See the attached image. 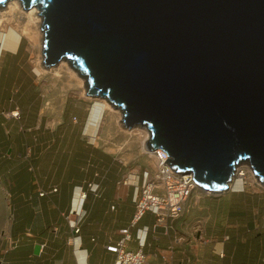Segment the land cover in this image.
Here are the masks:
<instances>
[{"label": "water", "instance_id": "obj_1", "mask_svg": "<svg viewBox=\"0 0 264 264\" xmlns=\"http://www.w3.org/2000/svg\"><path fill=\"white\" fill-rule=\"evenodd\" d=\"M21 1L44 65L68 62L172 169L223 192L247 164L264 184V0Z\"/></svg>", "mask_w": 264, "mask_h": 264}, {"label": "crops", "instance_id": "obj_2", "mask_svg": "<svg viewBox=\"0 0 264 264\" xmlns=\"http://www.w3.org/2000/svg\"><path fill=\"white\" fill-rule=\"evenodd\" d=\"M8 40L5 46L12 49L0 51V76L19 79L22 39L14 36ZM23 80L2 85L0 79V264H112L116 255L106 244L116 243L120 229L131 225L136 211L134 198L146 168L142 171L140 167L133 175L85 132L82 143L88 147L86 153H92V162L99 159L109 165H91L87 155L82 165H50L48 150L54 133L64 144L60 146L64 153L69 146L76 148L75 141L69 140L74 136L69 130L47 126L39 109L42 98L37 86ZM33 104L37 109L30 119ZM17 108L19 116H12L11 111ZM65 120L64 116L63 123ZM22 132L34 136L33 148L25 149L17 163V153L14 161L1 145L8 136ZM123 177L125 184L119 182ZM203 196L231 199L222 210L213 212L201 201ZM187 204L182 215L166 217L161 223L147 211L131 227V249H137L138 233L146 231L143 264H264V190L230 187L218 197H189ZM72 222L77 223L78 233ZM36 244L41 245L37 253Z\"/></svg>", "mask_w": 264, "mask_h": 264}, {"label": "rangeland", "instance_id": "obj_3", "mask_svg": "<svg viewBox=\"0 0 264 264\" xmlns=\"http://www.w3.org/2000/svg\"><path fill=\"white\" fill-rule=\"evenodd\" d=\"M6 4L7 2H5V5L3 7H0V14L1 10L4 9ZM23 10L28 9H24L23 7ZM6 17L7 16H0V51L5 52L7 48L12 49V47L5 46V43L9 42L8 39L16 36L17 40L18 37L22 39V49H20V52H22L23 57L20 61L22 69L21 74L19 75V79L17 77L15 78V75H11L12 77L10 79H8V76L4 78L3 75L0 76L2 82L1 84L3 85L6 81L12 84H20L23 77L24 82L27 81L35 84L37 86L38 93H40V97L42 98L39 109L41 108V113L47 120V126L53 129H56L58 126H61L63 124L64 116L68 107L72 106L81 111L82 109H86L92 101H102L101 103L105 105L103 118L97 124V126L91 125L92 128L89 129L90 131H86L85 135H92L95 145H97L100 149L109 152L118 161V163H120L121 165H125L129 172H133V175L136 176L138 174L140 167L142 168V171L145 168L153 171L154 160L152 157H150L149 149L146 146L148 137L146 138L143 145V140L145 139V129L141 127H133L131 129H128L127 127H125L121 123V112H119V110L116 109L117 112H112L105 100L88 96L86 94L85 85L78 86L74 83L75 81H70L68 73L65 69H62L59 75H54V70L57 65H54L52 67H46L44 65L42 46H32L29 37L24 32L22 19L19 20L16 16L12 21L8 22ZM2 57H4L3 53L1 58ZM5 58L6 57H4V59ZM29 108H31L30 119H32L37 106L33 104V106L31 105ZM23 112H27V108H24ZM69 115H71L70 117L72 123H75L77 125V119L74 117L75 113L71 112ZM28 124H31V122L29 121ZM32 137L34 136L32 135L30 137V135L25 132H22L21 135H11L7 137L6 143L2 144L1 146L6 147L5 152L7 156L14 161L16 160L14 156L16 152L18 158L15 162L19 163L22 161L20 155L24 153V150L30 149L31 151V149L33 148ZM87 137L89 138V136ZM51 140V147H49L48 150L50 159H52L50 165H68V163L69 165L84 164V159H82L84 155L83 151L78 152L75 147L69 146L67 152L64 153L60 149L59 145L61 139L58 137L56 132L52 136ZM35 157L36 156L34 155V162L36 160ZM27 160L29 161V159ZM241 165L242 166L238 167L239 170L237 169L235 171V176L233 178V181L230 183L231 186L229 185V187L243 189L245 186H247L256 190H264V184L260 181H257L256 177H254L255 175L251 172L252 169L247 164ZM242 170L244 171L243 174L239 175ZM132 179L133 176L130 180ZM229 189L230 188H228L227 190ZM132 190L133 185L131 186V193ZM227 190L223 192L226 193ZM223 192L209 193L200 189L199 187H195L189 197L196 196L197 194H204L210 197H218L223 194ZM230 199V197L222 198V200L216 198L209 199L203 196L201 198V201L210 205L211 209L214 212L217 210H222L224 204L229 203L228 201ZM187 200H185L186 202L184 201L186 210L189 207V205L187 204ZM214 218H217V221L220 222L221 225H224L220 217L214 216ZM210 226H212V224H210Z\"/></svg>", "mask_w": 264, "mask_h": 264}, {"label": "built area", "instance_id": "obj_4", "mask_svg": "<svg viewBox=\"0 0 264 264\" xmlns=\"http://www.w3.org/2000/svg\"><path fill=\"white\" fill-rule=\"evenodd\" d=\"M12 116H19V109L11 111ZM161 151V153H160ZM153 160H162L160 165H154V170L148 169L143 171V182L137 189L134 202L136 204V211L131 225L120 229V237L116 243H107L106 249L113 252L116 257L112 264H143L146 255L143 252V247L146 244V231L138 233L137 249L129 247V241L132 238L131 227L147 212L151 211L156 215L157 222H163L166 217H178L182 215L186 208L184 201L191 195V192L197 187L195 180L190 173L179 172L171 168L165 161L168 156L160 150H153ZM156 153V155H155ZM162 154V155H161ZM158 161V160H157ZM119 182L126 183L125 177ZM90 187L95 190L90 184ZM207 191V190H206ZM211 192V191H207ZM43 194V193H41ZM85 197L83 192L80 195L81 202ZM76 214L80 211L76 210ZM74 232H79V227L76 222L71 223ZM264 261V258H263Z\"/></svg>", "mask_w": 264, "mask_h": 264}, {"label": "bare ground", "instance_id": "obj_5", "mask_svg": "<svg viewBox=\"0 0 264 264\" xmlns=\"http://www.w3.org/2000/svg\"><path fill=\"white\" fill-rule=\"evenodd\" d=\"M8 1L9 0H6L5 1V2H7V4L4 7V9L1 10L0 16L1 17L7 16L6 19L8 20V22L12 21L16 16H17V19H19V20L22 19V21H23V27H24L23 28L24 29V32L29 37L32 46H36V47L42 46V48H43V38H44V34H43V29H41V26H42L41 25L42 24V15L39 13V9L37 8V6L33 5V6L29 7L28 10H23V7L24 6H23L21 0H12V1H9V2ZM19 20H18V22H19ZM42 56H43V54H42ZM62 61H60L61 63L59 62L60 64L59 63L56 64L57 67L55 68V70L53 69L54 70V75H59L60 72L62 71V69H65L66 72L68 73V77H69L70 81L71 80L72 81H75L74 83L76 85H78V86L85 85L84 84V79L78 74V72L76 71V69L74 67H72L68 62H66L64 60H62ZM102 100H104V99H102ZM105 102L107 103L108 107L111 109L112 112H117L118 109L116 110V108H114L113 106H111L107 101H105ZM144 132H145L144 133V138L145 139L143 140V145L145 143L146 138L149 136L146 129L144 130ZM149 152H150V154H149L150 157H152V155L154 153L153 150H149ZM160 153H161V151H160ZM155 155H156V153H155ZM161 161L162 160L158 159V156H157L156 159L154 160V165H158V164L160 165ZM240 166H242V165L237 166L236 169H235V171ZM243 172L244 171L242 170V172H240L239 175H242ZM257 181H259V179H257Z\"/></svg>", "mask_w": 264, "mask_h": 264}, {"label": "trees", "instance_id": "obj_6", "mask_svg": "<svg viewBox=\"0 0 264 264\" xmlns=\"http://www.w3.org/2000/svg\"><path fill=\"white\" fill-rule=\"evenodd\" d=\"M15 59H16V57H15ZM95 103L91 102V104L86 109H84V110L82 109L83 111L82 110L79 111L75 107H72V106L68 107V109L65 113V119H66L65 123H63L61 126H58V128H57L58 131H62V129L71 131V135L74 137H70L69 140L75 141L76 150L78 152L83 151L84 152L83 157H85V155L90 156V158H89L90 162H92V153H90V154L86 153L88 147H86V145L84 143H82L84 141L82 138H83L84 132L90 131L89 129L92 128L91 125H93V124L91 122L94 120L92 115H93V112L95 110L93 108V104H95ZM71 112L75 113L74 117L77 119V125L72 123V120L70 117L71 115H69ZM63 145L64 144L61 143V141H60L59 146H63ZM3 150L5 151L6 147H4ZM91 165H109V163H100L99 159H98L97 162L93 161L91 163ZM117 165H121V164L117 163ZM118 175H120V172H118Z\"/></svg>", "mask_w": 264, "mask_h": 264}, {"label": "clouds", "instance_id": "obj_7", "mask_svg": "<svg viewBox=\"0 0 264 264\" xmlns=\"http://www.w3.org/2000/svg\"><path fill=\"white\" fill-rule=\"evenodd\" d=\"M92 103H95V101H93ZM93 108L95 109L94 112H93V118L94 120L92 121V124L94 126H97V124L102 120L103 118V114H104V107H103V103H99V102H96L95 104H93ZM92 118V119H93ZM253 172V171H252ZM254 173V172H253ZM206 191V190H204Z\"/></svg>", "mask_w": 264, "mask_h": 264}]
</instances>
